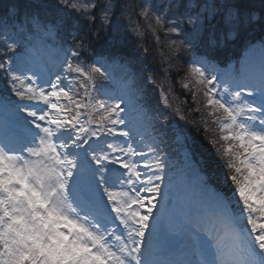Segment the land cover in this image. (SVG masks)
Masks as SVG:
<instances>
[{"label": "snow or ice", "instance_id": "6c2138e0", "mask_svg": "<svg viewBox=\"0 0 264 264\" xmlns=\"http://www.w3.org/2000/svg\"><path fill=\"white\" fill-rule=\"evenodd\" d=\"M50 10L51 21L36 13L27 29L0 31V77L6 84L0 91V264H159L152 258L154 241L169 203L161 149L145 142L122 107L123 97L98 86V76L107 78L101 66L81 60L87 36L71 33L53 78L29 67V33L52 35L76 17L94 29L118 31L119 12L138 38L150 32L158 43L163 40L171 64L193 50L202 20L218 7L207 0H54ZM225 22L236 30L234 8ZM186 63L180 86L218 128L211 143L229 189L210 184L196 163L192 171L212 211L207 221L188 223L178 258L167 264H264V47L258 78L242 68L221 80L200 56ZM160 89L165 108H171ZM159 119L166 125L169 114ZM213 135L205 129L206 138ZM185 158H192L188 145ZM225 231L231 237L227 249L220 239Z\"/></svg>", "mask_w": 264, "mask_h": 264}, {"label": "rangeland", "instance_id": "374dc122", "mask_svg": "<svg viewBox=\"0 0 264 264\" xmlns=\"http://www.w3.org/2000/svg\"><path fill=\"white\" fill-rule=\"evenodd\" d=\"M25 1H26V4H31V5L37 4L36 0H25ZM42 1L43 0H40V1H38V3L42 4L43 3ZM221 1L222 0H211V2H218V3ZM228 1L229 0H223V2H228ZM242 1H244V0H240V3H242ZM249 1L254 3L255 7H258V8H261V10H264V0H249ZM53 2H54V0H51V5L53 4ZM238 5H242V4H238ZM47 8H48L49 12L47 14H45L43 17L42 16L41 17L44 20L51 21L54 19V15H53V12L50 10L51 8H49V7H47ZM76 18L78 19L79 17H76ZM27 19H28L27 17L23 19L24 20L23 24L18 23L21 25H18L16 23L7 25V22H9V20L7 19L3 22H0V29L2 31L7 30L9 35H15L21 29V27H27L28 28ZM115 20L118 23V27H119L118 31H116L114 29H108V30H103V31L111 34V36H113V37H116L118 34H120L123 31L132 32L130 30L128 20L122 18L120 16L119 12L116 13ZM56 33L57 32H54L52 35L42 33L40 40L34 41V42L29 41V46L32 49L29 67H31L33 71H37V72L44 71V72L48 73L49 75H52L53 78H54V74L60 72V70H61V63H62V58H63L62 49L66 48L65 46L60 45L59 43L54 44V43L48 41V39L52 38ZM151 37H152V34L150 32H146V34L144 36H141L137 39L138 40V46H136V48H138L142 52H144V49H148V52H147V54H145V56L150 55L149 53H150L151 48L157 49V51L159 53H161V51H160L161 44L156 42V45H155L154 42L152 41ZM161 42L163 43V40H161ZM153 44L156 47H153ZM253 54L255 57V61H261V48L260 47L258 49H254ZM147 62H148L149 67L155 66V64H153L151 61H147ZM110 68L112 71L117 73L119 76H122L123 78L127 75V73L119 72L118 69L117 70L112 69L111 66H110ZM29 74H31V73H29ZM152 74H153L154 78H157V72L156 71H153ZM5 86H6V84H4V79L2 77H0V91H2L5 88ZM14 119H15L14 117L9 118V120H14Z\"/></svg>", "mask_w": 264, "mask_h": 264}, {"label": "trees", "instance_id": "16d2710c", "mask_svg": "<svg viewBox=\"0 0 264 264\" xmlns=\"http://www.w3.org/2000/svg\"><path fill=\"white\" fill-rule=\"evenodd\" d=\"M24 2H25L24 0H0V15H3L5 17V14H10V10H9L10 6L14 5V3L24 4ZM42 2L51 4V0H43ZM19 17H21V16H19ZM74 30H75V32H78L81 35L87 36V38H88L87 43L90 44V42H92V44L90 46H92L93 48L99 47L101 41L98 38V36L96 37V33H99V31H100L98 26L96 29H94L90 22H88L82 18L81 22L76 23V28ZM64 34L66 35V40L69 41L68 35L66 34V27H65ZM121 38H123V39H121ZM130 38L131 37H128V35H126V34H125V38L119 37V39H121L120 41L126 40L127 43H128ZM90 39L92 41H90Z\"/></svg>", "mask_w": 264, "mask_h": 264}, {"label": "bare ground", "instance_id": "6f19581e", "mask_svg": "<svg viewBox=\"0 0 264 264\" xmlns=\"http://www.w3.org/2000/svg\"><path fill=\"white\" fill-rule=\"evenodd\" d=\"M157 76H159V79H162V75H157Z\"/></svg>", "mask_w": 264, "mask_h": 264}]
</instances>
